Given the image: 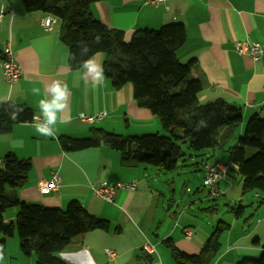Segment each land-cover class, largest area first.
I'll list each match as a JSON object with an SVG mask.
<instances>
[{
  "label": "clouds",
  "instance_id": "obj_1",
  "mask_svg": "<svg viewBox=\"0 0 264 264\" xmlns=\"http://www.w3.org/2000/svg\"><path fill=\"white\" fill-rule=\"evenodd\" d=\"M99 38H97L98 40ZM82 54L87 53L88 48L82 47ZM82 72H78L79 79L85 81V83H91L93 87H99L104 81V69L101 64H98L94 58H89L83 61L81 64ZM39 89H33L34 94H39ZM68 94L69 90L66 85H62L60 81L53 80L47 85L45 98L39 101V109L42 120L40 117H34L35 131L45 137L55 138L54 126L57 120L65 109L68 107ZM17 110H13L10 113V117L15 119L17 116ZM3 259V252L0 250V260Z\"/></svg>",
  "mask_w": 264,
  "mask_h": 264
}]
</instances>
